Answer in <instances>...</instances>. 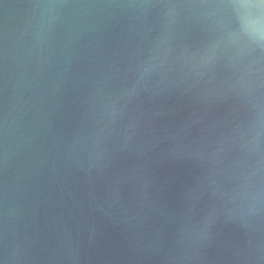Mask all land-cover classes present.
Listing matches in <instances>:
<instances>
[{
  "label": "water",
  "instance_id": "obj_1",
  "mask_svg": "<svg viewBox=\"0 0 264 264\" xmlns=\"http://www.w3.org/2000/svg\"><path fill=\"white\" fill-rule=\"evenodd\" d=\"M0 264H264V4L0 0Z\"/></svg>",
  "mask_w": 264,
  "mask_h": 264
},
{
  "label": "clouds",
  "instance_id": "obj_2",
  "mask_svg": "<svg viewBox=\"0 0 264 264\" xmlns=\"http://www.w3.org/2000/svg\"><path fill=\"white\" fill-rule=\"evenodd\" d=\"M260 3H261V4H264V0H260Z\"/></svg>",
  "mask_w": 264,
  "mask_h": 264
}]
</instances>
